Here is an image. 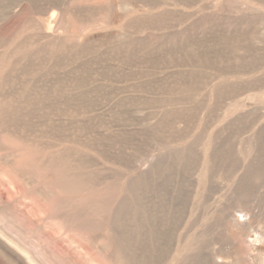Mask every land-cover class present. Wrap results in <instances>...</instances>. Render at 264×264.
I'll list each match as a JSON object with an SVG mask.
<instances>
[{
	"label": "rangeland",
	"instance_id": "rangeland-1",
	"mask_svg": "<svg viewBox=\"0 0 264 264\" xmlns=\"http://www.w3.org/2000/svg\"><path fill=\"white\" fill-rule=\"evenodd\" d=\"M129 237L264 264V0H0V264Z\"/></svg>",
	"mask_w": 264,
	"mask_h": 264
},
{
	"label": "bare ground",
	"instance_id": "bare-ground-1",
	"mask_svg": "<svg viewBox=\"0 0 264 264\" xmlns=\"http://www.w3.org/2000/svg\"><path fill=\"white\" fill-rule=\"evenodd\" d=\"M193 74V73H192ZM182 154L177 153L175 154V157L179 159V157ZM186 157V155L184 156ZM180 161V160H179ZM130 175V174H129ZM137 184V183H136ZM137 187H141L140 184H137ZM155 186V185H154ZM138 192V191H137ZM133 197V196H132ZM132 201V206L136 210L135 213L129 212V210H126L128 202H123L121 201L122 204L119 205V209H117L114 214H113V221L115 223H121L122 225H126L125 223L127 222V218L135 217V222H136V227L138 228V231L140 230V227L146 226L147 218H142L143 216L141 215V212H145L146 210V205H144V202L137 196L135 195L133 199H130ZM169 204V203H168ZM129 206V205H128ZM125 208V209H124ZM144 210V211H142ZM141 211V212H140ZM145 215V213H144ZM151 217V216H150ZM145 219V220H144ZM153 219V218H152ZM159 219V218H158ZM126 220V222H125ZM161 221V220H160ZM131 224V223H130ZM110 226V225H109ZM113 229V228H112ZM150 229V228H149ZM114 230V229H113ZM160 230V229H159ZM162 231V230H161ZM110 232V231H108ZM115 232V231H114ZM113 233V232H112ZM152 233V232H151ZM162 233V232H161ZM110 235V233H108ZM123 234V233H122ZM163 234V233H162ZM155 235V234H154ZM111 237V236H110ZM118 237H120L118 235ZM132 237V236H131ZM162 237V236H160ZM113 238V234H112ZM135 239V238H134ZM130 243H124V244H116L113 248V252L115 253V256L117 258V261L120 262V264H158L159 261L163 258L165 255V250L161 248L159 244H157L155 241L153 242V246H150L149 244L143 243L142 239L137 240L138 243L140 244V250L137 248H134L135 246L133 244V239L130 237L128 239ZM114 241V240H113ZM120 241V240H119ZM162 243V242H161ZM113 244V243H112ZM115 244V243H114ZM113 244V245H114ZM133 244V245H132ZM145 244V245H144ZM137 246V245H136ZM163 246V245H162ZM189 259V258H188ZM187 259V260H188ZM193 263V262H191ZM190 263V264H191ZM189 264V263H188ZM196 264V263H193Z\"/></svg>",
	"mask_w": 264,
	"mask_h": 264
}]
</instances>
